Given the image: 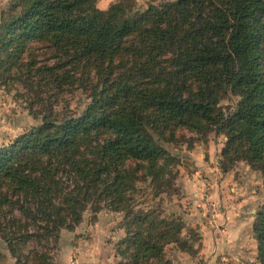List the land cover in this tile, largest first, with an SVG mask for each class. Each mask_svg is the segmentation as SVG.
<instances>
[{"label":"trees","instance_id":"1","mask_svg":"<svg viewBox=\"0 0 264 264\" xmlns=\"http://www.w3.org/2000/svg\"><path fill=\"white\" fill-rule=\"evenodd\" d=\"M126 0H9L0 13V87L40 123L0 146V241L16 264H56L48 252L89 206L124 213L118 264H171L200 235L160 208L157 193L185 131L227 137L219 167L264 177V0H171L132 13ZM81 91V113L67 96ZM232 94L234 108L220 102ZM264 264V207L254 225ZM5 255V254H3Z\"/></svg>","mask_w":264,"mask_h":264},{"label":"rangeland","instance_id":"2","mask_svg":"<svg viewBox=\"0 0 264 264\" xmlns=\"http://www.w3.org/2000/svg\"><path fill=\"white\" fill-rule=\"evenodd\" d=\"M96 1L99 9L107 10L118 0ZM126 1L129 11L135 14L171 0ZM8 4L9 0H0V13ZM15 93L14 89L7 91L0 87V146L40 123ZM67 99L76 114L82 112L88 101L81 91ZM236 100L232 94L224 95L220 106L227 113ZM226 140V135L214 129L204 135L185 131V138L166 144L178 159L172 183L163 187L161 193L149 182L139 184L138 208H160L166 215L176 214L185 223V234L190 228L200 235L193 253L181 251L176 245L169 247L167 257L171 264H242L256 260L253 228L258 212L264 207L263 172L242 159L223 172L219 160ZM124 216L104 204L89 206L75 229H63L58 242H51L47 250L56 264H77L80 249L85 261L95 258L94 262L118 264L122 257L116 244L125 236ZM0 264H16L1 241Z\"/></svg>","mask_w":264,"mask_h":264},{"label":"crops","instance_id":"3","mask_svg":"<svg viewBox=\"0 0 264 264\" xmlns=\"http://www.w3.org/2000/svg\"><path fill=\"white\" fill-rule=\"evenodd\" d=\"M77 251H79V249L77 250ZM81 252H83L81 249H80V254L77 256L78 257V259L76 260L77 261V264H108L106 261H104V263H98V262H94L95 261V258H90V260H88V261H85V256L84 255H81ZM6 256H7V254H6ZM89 257V256H88ZM13 259V258H12ZM85 261V262H84ZM109 262L111 263V262H113V258H109ZM241 264V263H240Z\"/></svg>","mask_w":264,"mask_h":264}]
</instances>
